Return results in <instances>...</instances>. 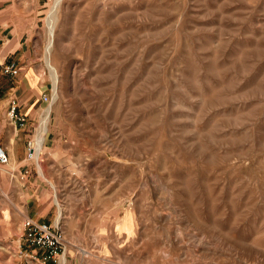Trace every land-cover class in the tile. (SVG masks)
Returning a JSON list of instances; mask_svg holds the SVG:
<instances>
[{"label": "rangeland", "instance_id": "rangeland-1", "mask_svg": "<svg viewBox=\"0 0 264 264\" xmlns=\"http://www.w3.org/2000/svg\"><path fill=\"white\" fill-rule=\"evenodd\" d=\"M54 2H0V39L46 86L30 138L46 124L75 167L55 200L90 226H69L65 264H264V0H61L52 16ZM6 171L0 264H33Z\"/></svg>", "mask_w": 264, "mask_h": 264}, {"label": "crops", "instance_id": "crops-1", "mask_svg": "<svg viewBox=\"0 0 264 264\" xmlns=\"http://www.w3.org/2000/svg\"><path fill=\"white\" fill-rule=\"evenodd\" d=\"M4 1L8 0H0V2ZM3 26L6 27L8 24L4 22ZM18 50L19 45L16 41L13 42L9 37L6 40L0 39V64H15L19 67L21 64L17 61H10L12 56L25 61L24 54L15 56ZM36 72L34 68L30 71L26 68L22 69L15 77H12L14 83L11 87L0 89V100L2 101L0 106L7 110L10 99L14 98L18 102L19 112L26 117V124L22 128L13 127L7 122V118H3L0 125V146L8 156V163L2 166L7 168L6 174L14 180L13 185L20 188L19 196L23 204L17 207L19 209L17 213L21 219L20 231L22 229L23 232V225L27 221L46 224L57 222L64 233L66 248L71 246L76 249L69 239L70 227L74 225L72 228H85L90 225L68 218L67 213L69 212L72 216L74 209L69 207L71 204L69 205L65 199L60 203H63V212L66 215L61 216L60 204L55 200L56 195L77 182L76 174L72 173V171L75 172V167L72 169L64 160L68 153L67 148L64 144L53 142L51 139L44 141L43 167L40 169L30 160L28 154L27 142L34 133L45 104L42 97L46 86L43 83L39 84L40 80L37 81ZM96 228V233H98L99 228L97 226Z\"/></svg>", "mask_w": 264, "mask_h": 264}, {"label": "built area", "instance_id": "built-area-1", "mask_svg": "<svg viewBox=\"0 0 264 264\" xmlns=\"http://www.w3.org/2000/svg\"><path fill=\"white\" fill-rule=\"evenodd\" d=\"M2 74L16 76L20 69L15 64H0ZM42 101L48 103L49 99L43 95ZM7 118L13 127L22 128L26 124V117L19 112L16 99H10L8 103ZM36 140L30 138L27 142L28 152H34ZM8 163V156L0 146V164ZM22 242L36 252H32L28 259L33 264H65V239L57 222L37 223L27 221L23 225Z\"/></svg>", "mask_w": 264, "mask_h": 264}, {"label": "bare ground", "instance_id": "bare-ground-1", "mask_svg": "<svg viewBox=\"0 0 264 264\" xmlns=\"http://www.w3.org/2000/svg\"><path fill=\"white\" fill-rule=\"evenodd\" d=\"M61 3V0H55L52 8H51V15L52 16H55V14L57 13V9L59 7ZM51 19V18H50ZM53 20V19H52ZM51 21V20H49ZM55 22V21H54ZM51 23V22H50ZM54 24L52 22V24L49 25V42L46 46V63H47V67H48V70H49V74H50V78L52 80V87H53V92H54V98H56V96L58 95V83H59V76L57 74V71L55 69L54 66H52L51 64V60H50V57H51V51H52V48H53V37H54ZM49 112L47 111V116H48ZM46 123V121H45ZM46 133V124L43 128V131L41 132V134H39V137L36 139V144H35V151H34V158L36 161H38L39 159V155L41 153V149H42V146H43V143H44V136H42V134ZM38 163V162H37Z\"/></svg>", "mask_w": 264, "mask_h": 264}]
</instances>
